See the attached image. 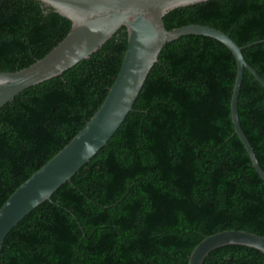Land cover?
Instances as JSON below:
<instances>
[{"label":"trees","instance_id":"1","mask_svg":"<svg viewBox=\"0 0 264 264\" xmlns=\"http://www.w3.org/2000/svg\"><path fill=\"white\" fill-rule=\"evenodd\" d=\"M167 30L198 24L228 35L264 81V0H213L171 11ZM70 22L33 0H0V72L48 54ZM121 28L88 60L0 109V208L104 101L122 64ZM232 53L190 35L166 44L121 127L89 162L5 237L1 264H188L226 230L264 237V181L234 134ZM241 129L264 171V88L244 70ZM203 264H264L237 245Z\"/></svg>","mask_w":264,"mask_h":264},{"label":"water","instance_id":"2","mask_svg":"<svg viewBox=\"0 0 264 264\" xmlns=\"http://www.w3.org/2000/svg\"><path fill=\"white\" fill-rule=\"evenodd\" d=\"M70 22L67 35L42 59L16 72H0V109L24 90L61 76L88 60L121 28L127 47L119 72L104 101L85 126L45 165L22 183L0 208V253L6 235L89 162L114 136L132 111L163 47L181 37L203 36L223 44L236 61V77L230 99L234 134L243 144L252 168L264 181L254 151L244 135L237 101L244 70L264 88V81L244 60L242 51L225 33L192 24L167 30L165 16L173 10L213 0H33ZM243 246L264 254V237L240 230H226L204 238L192 250L188 264H203L215 249ZM1 264V263H0Z\"/></svg>","mask_w":264,"mask_h":264}]
</instances>
